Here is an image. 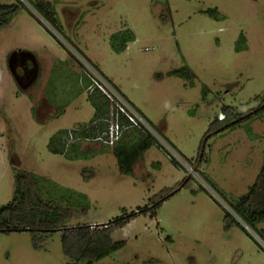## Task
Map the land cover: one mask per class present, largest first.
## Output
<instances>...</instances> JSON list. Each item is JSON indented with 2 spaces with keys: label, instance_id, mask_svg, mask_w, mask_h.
<instances>
[{
  "label": "rangeland",
  "instance_id": "374dc122",
  "mask_svg": "<svg viewBox=\"0 0 264 264\" xmlns=\"http://www.w3.org/2000/svg\"><path fill=\"white\" fill-rule=\"evenodd\" d=\"M20 1L26 9L0 29V206L13 197L15 173L31 172L45 179L39 195L47 199L50 192L69 209L66 226L94 230L123 209L150 207L163 188L188 176L155 217L139 215L114 229L111 240L124 246L93 264H264V243L247 229L261 249L226 217L239 220L230 203L261 169L264 114L210 136L197 159L224 107L246 112L264 97V0H31L55 13V25ZM126 30L135 38L124 48ZM21 55L29 57L22 69ZM68 61L82 76L99 77L96 66L183 167L153 145L136 161L134 174L123 175L108 160L105 146L111 145L93 138L82 140L85 156L50 152L61 114L80 109L78 117L88 123L94 113L85 96L89 88L67 69ZM182 67L191 75L174 73ZM27 76L33 78L20 85ZM42 97L46 107L38 110ZM82 124L66 130L88 125ZM33 238L27 231L0 232V264L66 263L61 232Z\"/></svg>",
  "mask_w": 264,
  "mask_h": 264
},
{
  "label": "trees",
  "instance_id": "16d2710c",
  "mask_svg": "<svg viewBox=\"0 0 264 264\" xmlns=\"http://www.w3.org/2000/svg\"><path fill=\"white\" fill-rule=\"evenodd\" d=\"M27 1H29L36 11L42 14L48 23L55 25V13L50 11L44 3L40 1L35 3L31 0ZM21 8L26 9V6L20 0H16L13 3H0V29L7 26L13 16ZM57 31L59 32L58 27ZM124 33H126V36H124L126 40L123 41L121 45L125 48L126 42L133 41L135 37L129 30H126ZM95 67L93 68L97 71V67ZM174 73L191 75L190 72L186 71L185 67L174 70ZM100 75L114 90H116L105 76L102 74ZM82 78L84 81L86 80L87 87L92 85L87 71L84 72ZM120 95L123 97L122 94ZM87 97L95 110L93 117L88 123H85L88 125L81 126V129L75 128L68 131L60 130L51 136L47 146L53 154H59L69 159L73 157L70 154L79 153L84 155V152L77 150V143H79L80 139L94 138L106 130L110 115L114 111L112 102H110L108 97L95 85L92 86V89L88 90ZM223 109L224 113H222V118L211 122L208 130L203 136L199 156L197 158L198 160L201 159L204 143L210 136L219 134L242 122H246L251 118L264 114V97L261 98L260 103L246 112L238 113L234 111L232 107L228 106ZM119 118L122 124L126 123V119L122 115H120ZM133 129L143 133L141 140L127 145L119 141L120 138L112 146V154L116 158L121 173L130 174L135 160L142 155L144 150L153 144H156L163 150L174 166L183 167L148 130L135 127H133ZM67 138L72 140L68 142ZM189 164L192 166L191 161H189ZM192 168L196 170L195 166H192ZM188 181L189 177L186 176L177 186L163 188L158 195H156V201L151 202L150 207L148 205H144L143 207L138 206L136 210L131 211L123 209L121 215L109 220L103 228L89 230L83 225L66 226L69 209L59 206L58 203L52 201L50 199V192H47L48 196H50L47 197V199L39 195L41 192L39 189L40 182H45V179L31 172L20 171L15 173V187L11 201L0 206V232L10 233L27 231L32 233L35 238L39 233L46 236L59 231L61 232L63 253L67 257L65 264H93L95 261L106 257L124 246L123 241L111 240L110 233L114 229L124 226L139 215L148 214L149 217H155L156 210L162 202L174 195L181 187L185 186ZM56 198L61 200L62 197L56 196ZM61 201H63V198ZM230 207L239 220L228 212H226V217H230L256 245L263 249L245 226L253 230L256 236L264 243V228H257V224L264 220V150L263 163L256 181L248 188V191L244 195H241L234 202L230 203Z\"/></svg>",
  "mask_w": 264,
  "mask_h": 264
},
{
  "label": "built area",
  "instance_id": "2783aa9c",
  "mask_svg": "<svg viewBox=\"0 0 264 264\" xmlns=\"http://www.w3.org/2000/svg\"><path fill=\"white\" fill-rule=\"evenodd\" d=\"M96 73L99 77H95L94 75L88 73V76L92 82V85H90L88 88L92 89V86L95 85L99 90H101L102 93L108 97L110 102H112L114 111L110 115L106 130L94 137L93 140H97L105 145L112 146L120 139L122 133L128 128H145L147 130V127H150L147 121L95 70V74ZM120 115L126 119V123L122 124L120 122Z\"/></svg>",
  "mask_w": 264,
  "mask_h": 264
},
{
  "label": "crops",
  "instance_id": "0c3cea01",
  "mask_svg": "<svg viewBox=\"0 0 264 264\" xmlns=\"http://www.w3.org/2000/svg\"><path fill=\"white\" fill-rule=\"evenodd\" d=\"M127 48V47H126ZM66 51H67V53H71L69 50H67L66 49ZM28 54V53H27ZM30 54V53H29ZM72 55V54H71ZM71 55H69V56H71ZM53 57H55L56 58V61H58V63H61V62H63L62 60L64 59V57H62V55H53ZM29 58V57H28ZM51 59H53L52 57H51ZM66 67H67V69L68 70H70L71 72L72 71H75V72H77L78 73V78L79 77H83L82 76V71L80 72V70H77L76 68H73V66H72V63L71 62H67L66 63ZM49 69H50V67H49ZM49 69H48V73H49ZM21 71V70H20ZM49 75H50V73H49ZM49 75L47 76V78H46V81L48 80V78H49ZM33 78V77H32ZM82 80H83V82H82V84L85 86L86 85V82L84 81V79L82 78ZM85 96L87 97V94H85ZM42 99H44V100H42V101H40L41 102V106L39 107L38 106V110H40V109H43L44 107H46V105L44 104H42V103H44L43 101H45V98H43L42 97ZM87 99H88V97H87ZM89 101V100H88ZM90 102V101H89ZM29 109H32L31 108V106L29 107ZM79 111H81L80 109H76L75 111H73V112H69V113H63V114H61L58 118H57V120L58 121H56V123H58L59 122V124L57 125V127H56V132H58V131H60V130H66L67 128H69V127H71L72 125H81L82 123H84L85 124V122L87 121H85V120H80V118H81V115L80 114H82V112L80 113V114H78V112ZM93 112H95V110H94V107H93ZM73 114V115H72ZM66 115H67V117H66ZM80 115V118L78 117ZM92 115H94V113L92 114ZM91 116V115H90ZM65 117H66V119H65ZM77 117H78V119H77ZM63 119H65L64 121H63ZM66 120H69L70 122L69 123H66ZM90 121V120H89ZM161 126H162V128H164V124L162 123L161 124ZM55 133V132H54ZM142 137H143V133L141 132V131H138V130H135V129H133V128H128L127 130H125L123 133H122V135H121V139L119 140V141H121L122 143H125V144H127V145H130V144H133V143H136V142H138L139 140H141L142 139ZM78 144V148H77V150L78 151H83L84 153V155H86V152L84 151V150H82V146H84L85 145V143H82V140H80L79 141V143H77ZM154 146H156L158 149H159V147L156 145V144H153ZM153 145H151L150 147H152ZM103 146V145H102ZM105 146V145H104ZM113 146V145H112ZM112 146H105L106 148H105V150L107 151V152H109V150L111 151V153H112ZM149 147V148H150ZM148 148V149H149ZM154 148V147H153ZM148 149H146V150H148ZM161 150V149H160ZM162 152H163V150H162ZM164 153V152H163ZM165 154V153H164ZM57 155H59V154H57ZM59 156H61V157H63L62 155H59ZM141 159V155H140V157H138L136 160H135V162L133 163V165H132V171H131V173L130 174H127V175H131V174H134V166H135V163H136V161L138 160V159ZM113 159V163H112V165L114 164L115 165V163H116V165H117V161H116V158L114 157V155L112 154V158H109L108 160H112ZM103 162V161H102ZM158 163H160V162H158ZM144 167V166H143ZM145 169V168H144ZM123 175H126V174H124V173H122Z\"/></svg>",
  "mask_w": 264,
  "mask_h": 264
},
{
  "label": "flooded vegetation",
  "instance_id": "af4514ba",
  "mask_svg": "<svg viewBox=\"0 0 264 264\" xmlns=\"http://www.w3.org/2000/svg\"><path fill=\"white\" fill-rule=\"evenodd\" d=\"M28 57L26 56L25 57V55H21V58L20 59H18L19 60V63H20V68L22 69L23 68V65L25 64L26 66H28L27 65V62H28ZM22 72V70L19 72V73H21ZM28 77V76H27ZM26 77V78H27ZM32 78V76H29L28 78H27V81L25 82V83H23V82H21V83H19L20 85H26L27 84V82H29L30 81V79ZM18 82H20V81H18Z\"/></svg>",
  "mask_w": 264,
  "mask_h": 264
},
{
  "label": "water",
  "instance_id": "95a60500",
  "mask_svg": "<svg viewBox=\"0 0 264 264\" xmlns=\"http://www.w3.org/2000/svg\"><path fill=\"white\" fill-rule=\"evenodd\" d=\"M12 56H14L13 54H12ZM12 60V61H11ZM10 62H13V59H10ZM247 229H248V227L247 226H245Z\"/></svg>",
  "mask_w": 264,
  "mask_h": 264
}]
</instances>
